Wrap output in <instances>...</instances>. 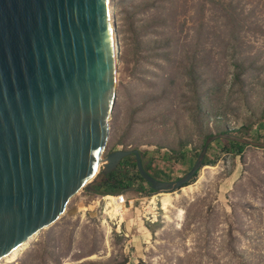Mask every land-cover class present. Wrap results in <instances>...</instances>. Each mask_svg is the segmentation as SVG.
<instances>
[{"label":"rangeland","instance_id":"1","mask_svg":"<svg viewBox=\"0 0 264 264\" xmlns=\"http://www.w3.org/2000/svg\"><path fill=\"white\" fill-rule=\"evenodd\" d=\"M116 1L113 0L115 12ZM163 3L169 8L165 35L172 40L167 48L171 54L169 62L155 57L137 63L125 15L116 21L120 55L116 102L105 153H110V147L120 138L131 110L139 108L138 122L127 136L128 147L115 146L113 151L138 149L145 155L143 164L153 176L171 181L183 177L200 152L187 146L181 159L173 156L166 161L172 156L176 139L172 134H162L160 113L165 108L164 113L170 117L177 115L182 132L186 117L185 104L178 98L183 85L180 89L181 79L175 73L182 72L185 56L196 52L204 57L207 74L223 80L230 51L221 52L229 35L215 29L214 18L198 36L190 29L188 16L194 9H186L182 0ZM158 4L159 1L145 0L142 7L151 14L157 12ZM236 6L242 22L237 51L252 58L254 66L264 67V0H241ZM165 75L176 78L175 86H171L169 96L157 99L154 92L164 88L159 76ZM257 89L262 92L259 86ZM256 96L250 92L254 116L242 111L244 120L229 118V129L239 128L244 121L254 123L262 116L264 104ZM207 127L215 134L226 130L212 123ZM250 129L252 134L264 135V115ZM221 146L214 144L209 152L213 165L202 167L193 182L181 190L151 194L144 186L138 192L126 191L123 213L107 196L97 199L82 189L71 198L60 218L36 236L27 251L14 262L0 264H122L124 259L125 264H264V148L247 146L239 155L231 151L218 155ZM114 232L123 240L117 242Z\"/></svg>","mask_w":264,"mask_h":264},{"label":"water","instance_id":"2","mask_svg":"<svg viewBox=\"0 0 264 264\" xmlns=\"http://www.w3.org/2000/svg\"><path fill=\"white\" fill-rule=\"evenodd\" d=\"M119 55L113 0H0V261L124 159L134 157L149 189L171 193L189 185L217 140L264 148L220 132L171 181L150 174L138 149L106 154Z\"/></svg>","mask_w":264,"mask_h":264},{"label":"trees","instance_id":"3","mask_svg":"<svg viewBox=\"0 0 264 264\" xmlns=\"http://www.w3.org/2000/svg\"><path fill=\"white\" fill-rule=\"evenodd\" d=\"M157 1H159L156 6L158 10L151 14L146 13V7H142L143 4L145 5V0L116 1V21L119 22L122 15H125L128 25L127 31L130 33L131 50L137 63L155 57L163 62L171 60V54L167 48L171 45L172 40L165 36L169 29L166 17L167 13H169V8L166 3H163L166 0H154V3ZM182 2L186 3V9H194L188 16H190L189 19L191 21L190 29L196 35L200 36L210 26L208 24L209 19L213 18L217 21L215 29L228 33L229 39L225 41L221 52L230 51V55L229 61L226 63L227 71L225 72V77L227 79L223 80H216L213 75L207 74V69H203V56L198 55L196 52L194 55L185 56V60L181 65L182 72L175 73L176 78L181 79L180 89L183 85V89L178 93L179 100H182L183 104H185L183 112L186 117L182 121L183 132L181 131L180 118L177 115L170 117L164 113L166 112L165 108L160 113L162 119L159 129L162 128V134L165 137L172 134L174 139H176V145L171 148L172 156L167 157L166 161L173 156H179V159H181L183 149L187 146H190L195 151H200L205 140L215 135L207 127L208 123L226 127V130H220L221 132L226 131L232 135L264 142V135L261 133L252 134L250 129L253 124L262 121L264 108L262 116L254 123L244 121V124L237 129H229L228 127L229 118H233L236 121L242 119V111L250 113L252 117L254 116L255 111L252 109L253 105L250 102V92L256 93L258 95L256 96L257 100L264 104V96H261L264 93V67H261V65L254 66L255 61L252 58L246 55L241 56L240 52L237 51L240 48L238 31L242 28V22L239 19L240 13L237 10L236 3H240L241 0H182ZM143 12L147 15H143ZM139 13L143 16H139ZM208 13L211 14V17H207ZM161 35L163 36L161 37ZM257 69L258 74H256ZM159 78H162L164 88H160V90L158 88V91L154 93L158 96L157 99H164L171 93V86H175L176 78L167 75L159 76ZM258 86L262 88L261 93L258 92ZM138 109L131 110L129 118L124 121L123 133L110 147V152L115 149V146L128 147L127 136L136 122H138L136 117ZM141 121H145V119H141ZM217 133L220 132L218 131ZM214 144H222L221 147H218V155L229 151L239 155L241 150L247 147L228 140H217L209 146L203 166L213 165V162L209 160V152ZM140 154L143 161L145 155L141 152ZM193 180L194 178L191 182ZM144 186L147 185L141 179L136 169L135 159L132 156L124 159L114 171L107 174L99 173L94 182L89 187L84 188V190L91 197L100 199L104 196L124 195L126 191L138 192L144 190ZM147 190L151 194H158V192L148 187ZM114 234L117 242L123 240L115 232ZM31 253L32 251L28 252L27 255ZM126 262L127 259H124L122 264ZM109 264H113V261H110Z\"/></svg>","mask_w":264,"mask_h":264},{"label":"bare ground","instance_id":"4","mask_svg":"<svg viewBox=\"0 0 264 264\" xmlns=\"http://www.w3.org/2000/svg\"><path fill=\"white\" fill-rule=\"evenodd\" d=\"M115 36V35H114ZM100 169V165L97 167V171H99ZM96 171V172H97ZM118 200H116L117 202ZM119 202V201H118ZM116 207V206H115ZM119 207V205H118ZM121 208V207H120ZM116 209V208H115ZM114 209V210H115ZM116 211V210H115ZM47 229V228H46ZM38 235V234H37ZM37 235H34L33 237H31L29 240H27L26 242H24L23 244H21L18 248H16L15 250H13L10 254H8L7 256H5L1 261V262H14L15 260H17V258L21 255V253H23L25 250L28 249L29 244L31 242L34 241V239L36 238Z\"/></svg>","mask_w":264,"mask_h":264},{"label":"crops","instance_id":"5","mask_svg":"<svg viewBox=\"0 0 264 264\" xmlns=\"http://www.w3.org/2000/svg\"><path fill=\"white\" fill-rule=\"evenodd\" d=\"M107 198L112 199L113 203L118 204L121 207L120 211L123 213L122 209H125L127 204H122V203H119L118 201L116 202V200L113 198V196H107ZM120 216H123V215H120Z\"/></svg>","mask_w":264,"mask_h":264},{"label":"built area","instance_id":"6","mask_svg":"<svg viewBox=\"0 0 264 264\" xmlns=\"http://www.w3.org/2000/svg\"><path fill=\"white\" fill-rule=\"evenodd\" d=\"M115 200H118L119 203L126 204V199L124 195H118L113 197Z\"/></svg>","mask_w":264,"mask_h":264}]
</instances>
